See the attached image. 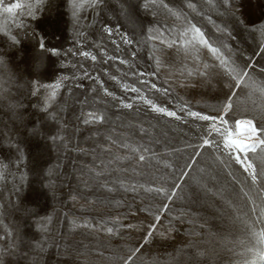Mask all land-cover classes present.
<instances>
[{"label": "rangeland", "instance_id": "374dc122", "mask_svg": "<svg viewBox=\"0 0 264 264\" xmlns=\"http://www.w3.org/2000/svg\"><path fill=\"white\" fill-rule=\"evenodd\" d=\"M144 2L121 0L123 12L117 0H110L104 11L86 7L82 13L86 20L80 24L86 25L88 20L94 24L86 26V38L77 36L81 28L73 21L67 0H50L40 5L35 19L27 16V6L35 0H3L0 5V57L5 62L2 79L11 89L13 102L23 105L16 109V115L7 107L0 109V173L3 174L0 264H123V258L138 246L140 252L133 264H246L252 259L247 249L260 247L255 238L236 229L233 221L244 212L254 219L245 192L257 204L262 202L264 154L252 156L262 174L261 182L253 185L247 173L226 155L225 164L220 165L214 163L216 153L196 147L200 125L205 122L187 117V123L178 121L155 112L144 102L151 99L157 106L181 115L184 107L215 115L229 94L224 86L228 79L221 69L213 70L217 62L210 54L204 51L200 54L201 61L209 64L208 77H189L187 71L193 67L191 58L177 48L169 49L149 39L151 30L174 21L156 5L145 9ZM166 2L179 8L182 0ZM194 2L212 15L217 24L231 31L233 38L225 37V42L230 44L231 58L236 64L243 68L251 63L248 70L252 78L264 82L261 71L264 54H256L264 37L251 31L252 25L259 27L264 21V0H232L225 16L218 14V5L213 8L204 0ZM15 3L22 5L15 16L2 11ZM239 20L244 25L237 24ZM21 21L24 27L17 28L15 25ZM195 22L215 39L217 34L212 24L198 15ZM103 24L112 27L113 36L102 32ZM6 33L16 35L19 43L14 45ZM124 34L134 41L133 45L121 43ZM41 36L46 47H55L60 55L41 52L37 46ZM78 39L84 41L86 50L98 56L96 63L72 54L79 48ZM101 49L108 55L128 60L129 64L121 65L115 60L103 63L107 56L102 55ZM157 58L161 61L159 70ZM85 70L92 78L83 75ZM141 72L147 75L133 74ZM65 76L69 79H62ZM112 76L117 79L113 80ZM95 77L119 99L106 96ZM142 81L167 88L168 93L156 91ZM57 82L62 87L49 109V113L56 114L57 119L53 120L42 111L51 89L41 85ZM125 84L140 88L141 92L137 95L123 91ZM85 99L87 104L83 103ZM254 99L260 102L259 96ZM121 101L133 103V109L123 108ZM90 106L105 113L104 124L85 126L80 122L79 117ZM250 106V103L240 104L229 117L228 127L233 135H244L242 129L234 128L233 117L243 118ZM58 135L65 136L67 146L51 139ZM109 137L117 144L112 145ZM120 144H128L140 152L132 153ZM81 148L87 155L79 151ZM104 148L110 151H103ZM197 151H201L199 157L195 155ZM139 154L146 157L144 162L137 161ZM125 156L131 163L115 160ZM93 161L96 165L103 162L108 171L121 169L112 174L109 185L112 191L101 187L104 181L93 179L91 173L83 177L88 180L87 186L83 183L81 171L92 167ZM188 164L193 165L190 170L185 169ZM201 168L216 179L201 173ZM182 169L205 180L209 190L196 189L193 195L194 185L191 180L185 183L181 179ZM117 180L126 186L135 185L136 191H126ZM175 183L185 187L174 203L145 191L148 187H166L171 191ZM73 196L77 199L73 200ZM165 204L167 209L163 207ZM157 215L161 217L160 224L148 237ZM177 216H181L179 221ZM73 220L77 224L88 222L95 228H74ZM107 227L114 228V232L107 233L104 230ZM260 228L257 225L255 230ZM197 251L205 252V256L197 257Z\"/></svg>", "mask_w": 264, "mask_h": 264}, {"label": "snow or ice", "instance_id": "6c2138e0", "mask_svg": "<svg viewBox=\"0 0 264 264\" xmlns=\"http://www.w3.org/2000/svg\"><path fill=\"white\" fill-rule=\"evenodd\" d=\"M50 0H35L34 4L28 5L27 16L36 18V11L39 10L40 5H44L49 3ZM68 6L70 8V15L73 18V21L80 26L81 30L77 32V36L81 38H86L88 33L85 30L87 27H92L94 24L88 20L86 21V25H81V20H86V17L82 14L83 10L87 8H91L93 10L104 11L107 8L110 0H67ZM117 3L121 5V12H123V5L121 4V0H117ZM206 5H209L213 8H217L218 14L220 16H225L229 14V9L232 6V0H204ZM3 4V0H0V5ZM150 5H156L157 7L164 10L166 15H169L174 23L172 24H162L159 25L156 29L151 30L153 34L149 37V39L158 41L161 45H165L167 48H177L182 51L186 57H189L193 61V67L191 70L187 71V75L191 76H199L203 78H207L209 75V64L201 61L200 54L204 51L206 54H210L211 57L217 62L213 65V70L219 68L223 71V75L227 77L228 83L224 86L229 89V94L226 96L222 106L216 112L215 115L203 113L201 111L191 110V108L184 107L181 108V112L183 115L178 114L175 110H169L164 107H159L153 103L151 99H145V103L151 106L152 110L157 113H161L166 115L167 117L173 118L178 121H183L185 123L188 122V119L192 121H200L205 122L200 125L201 131L198 133L199 144L196 147L200 150H212V152L216 153L215 162L220 165L225 164V160L223 157L226 155L228 159L234 161L238 164L245 173H247L250 181L253 185H256L261 182L262 174L258 171V165L253 161V155L264 154V82L258 83L255 81L248 69L252 68L251 63L245 64L243 68H241L236 62L231 58L232 50L229 43L225 42V37L231 40L232 33L228 29L227 26H221L216 23L213 19L212 15H209L203 11L202 8H198V5L194 0H182L181 6L179 8L170 5L166 0H145L143 7L148 9ZM22 5L20 3L10 4L2 8L4 13H8L10 16L16 15V10L20 9ZM219 9H223L220 11ZM190 10V11H189ZM191 13H195L192 15ZM99 14V12L97 13ZM196 15L200 16L201 19H206L209 24L214 26V31L217 34L215 39L213 36L209 35L204 28H202L196 21ZM237 24L244 25L243 20L236 21ZM17 28H23V21L17 23L15 25ZM102 32L106 33L109 37L113 36V29L108 24L101 25ZM251 31L256 33L258 32L261 37H264V21L260 23V26L256 25L251 26ZM9 36V39L12 43L18 44L19 40L16 35H12L10 33H6ZM114 44L115 40L112 41ZM76 43L79 45V48L76 52L72 53L74 55H78L87 60L96 63L98 61V56L93 54L92 51L86 50L84 41L82 39H78ZM121 43L124 45L131 46L134 41L128 37L127 34H124L121 37ZM37 46L41 50V52H48L52 55H60V51L55 47H46V41L43 36L38 38ZM99 47V45H97ZM119 48V45H117ZM72 51L71 49L69 50ZM102 55L107 56V59L102 61L103 63H107L108 61L115 60L118 64L127 65L129 61L121 58L119 56L113 57L107 54L105 49H101ZM256 54H264V42H261L259 45V52ZM135 52L132 53L133 58H135ZM4 59L0 57V109L7 107L8 111L12 112L13 115H16V109L22 108L23 105L19 102H13L14 97L11 95V89L7 88L6 82L2 79L3 74V66ZM157 70L161 65V61L156 59ZM35 67L39 68V61L36 63ZM83 68V65H80ZM264 71V68L261 69ZM134 75L145 76L146 73H133ZM83 75L85 77H89V73L85 70ZM152 75H155L153 73ZM183 75V73H182ZM73 79L77 77L73 76ZM62 79H69L67 76ZM102 89L103 93L106 96L112 97V99H119L114 96L112 92H110L106 87L103 86V82L99 80L98 77L94 78ZM113 80H116V76H112ZM142 83L150 84V87L156 91H162L164 94L168 93V89H161L158 87L156 83H151L149 81H142ZM41 87L51 89V92L48 96L45 97L44 107L42 111L45 113H49V109L53 107V103L56 101L57 92L62 87V83L57 82L55 85H41ZM19 89L17 88V91ZM123 91H131L132 93H136L139 95L141 92L140 88L131 85H123ZM93 92L96 90L93 89ZM244 93L243 98L241 97V93ZM35 95V92L31 93ZM259 96L260 102L257 103L254 97ZM83 103L87 104V99L83 101ZM250 103V107H247L244 113L243 118L234 120V128L242 129L244 135L241 136L239 134L233 135V130L229 129V117L235 112L237 107L240 104ZM121 106L126 109H133V103L121 101ZM53 120L57 119L55 112L49 113ZM187 117L188 119H185ZM80 122L85 126H91L96 124H104L107 120V117L104 112L100 111L98 108L89 107V109L82 113L79 117ZM64 127H67L64 125ZM2 135V134H0ZM52 140H60L61 142H65L67 146L66 138L63 135L53 136ZM109 140L112 145L117 144V141L109 137ZM121 148L128 149L132 153H139L140 149L130 148L128 144H120ZM103 151H110V148H104ZM79 151L85 155L84 149H79ZM95 151V149H93ZM147 151V149H145ZM251 154V155H250ZM197 157L201 155V151H197L195 153ZM121 159L128 160L131 163V159L127 156L125 157H116L115 160L119 161ZM138 162H144L146 157L143 154H139L136 157ZM112 161H110L111 163ZM6 166V165H5ZM193 167L192 164L185 165V169H191ZM121 169L115 168L111 171H108V166L104 165L103 162L100 165H96L95 161L92 163V167L82 169L81 171V179L85 186L88 184V180H84L83 177L86 173H91V177L96 180H103L104 183L101 184V187L107 188L108 191H112L113 187H110L111 177L114 172H118ZM127 171V169H123ZM201 173H205L210 176L211 179H216L215 176H212L210 172L206 173L205 169L201 168L199 170ZM181 179L185 180L187 183L188 180H191L194 185L193 195L196 194V189L207 191L208 185L205 180L198 178L196 176H192L190 171L181 170L180 173ZM3 178V174L0 173V179ZM117 184L120 187L124 188L126 191H136L135 185L126 186L123 181L117 180ZM140 187H143L141 185ZM185 184L175 183L173 185V190H169L166 187H148L145 191L152 193L155 192L157 195L163 197L165 200L174 203L175 199L178 198V195L183 194V189ZM176 189H180L181 192L178 194ZM261 203L257 204L254 199H252L247 192L244 193V196L247 200V203L251 205L249 208V212L254 216V219L249 217L248 212H244L238 214L236 219L233 221V226L239 231H243L248 233L250 236L256 239L257 243L260 247H252L248 248L247 251L251 253L252 259L251 261H247L246 264H264V189L261 190ZM73 200L77 199V197L73 196ZM231 203V202H229ZM165 209H167L168 205H163ZM176 219L179 221L181 216H177ZM161 217L157 215L155 217V222L150 226V231L148 232V237H151L158 228L160 224ZM73 227H84V228H95V225H92L88 222L83 224H77L75 220L72 221ZM261 225L259 231H256V226ZM107 233L112 234L114 232V228L107 227L104 229ZM170 230V229H169ZM47 231V228L44 229ZM2 239V238H0ZM147 242V241H145ZM243 244V241H240ZM42 247V245H40ZM140 252V247H136L126 258H123V264H133V261L137 254ZM197 257L205 256V252L197 251L195 253Z\"/></svg>", "mask_w": 264, "mask_h": 264}]
</instances>
